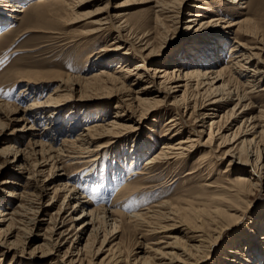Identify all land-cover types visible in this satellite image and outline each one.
I'll return each mask as SVG.
<instances>
[{"label": "bare ground", "instance_id": "obj_1", "mask_svg": "<svg viewBox=\"0 0 264 264\" xmlns=\"http://www.w3.org/2000/svg\"><path fill=\"white\" fill-rule=\"evenodd\" d=\"M118 1L119 0H37L35 6L36 10H34L32 14H29L27 19H22L20 13L25 11L23 9V3L14 0H0V25L6 19L10 18L13 21H21L23 25H25L28 20H34V22L40 23V26H50L53 25L54 21L57 19L63 20L64 15L68 13L74 16L72 18H76L77 15L79 16L82 14V12L79 13L78 11L85 8L87 5L102 4L101 7H96L94 10L83 14L85 15L84 18L90 19L88 21L89 25H92V28L85 32L86 34L88 32V35L89 33L106 30L110 32L112 28H118L114 20L117 19L119 15L112 12V10L118 11L120 7L127 4L128 0H122V2ZM145 1H154V6L160 13H168L172 11L173 8L186 5V2H184L186 0ZM209 1L210 0H193L191 4H187L188 9L185 14L187 19L184 22V28L189 33L184 39L188 38L187 40L189 41H197L196 37H200L209 43L206 45V42H204L200 49L194 48L193 50H188V53L182 57V63L175 57H168L169 60H166L162 65L149 66L145 58H150L153 56L152 54L155 53L154 48L149 49L150 42H144L142 44L143 46H140L138 50L134 49V46L132 47V45L129 44V49H132L134 55H137L141 59H139V61H130L126 57L128 51H121V58H108L111 52L120 51L124 48L121 46V44H124L122 43L124 40L122 41L120 39L121 33L118 31L119 28L116 31V36L113 37L117 39V41H112L110 46L108 45L109 47L100 48L97 53H95L97 56L93 61H96V64L101 67V69L96 72L90 73L92 68V63L90 62L89 65H86L89 68L84 71L83 75L61 76L47 73L35 74L31 72H20L15 76L17 82H23V86L21 85L22 87L19 90L21 97H25L37 90L41 93L49 82L56 81V85L51 91L46 93V95L29 101L24 106H12L0 99V141L4 139L7 140L6 143L0 147V156L2 157L0 171L2 170L1 164L9 162L18 170L15 176L19 178L23 177L25 179V185L27 184V186H31V188L35 187V200H39L46 195H49L51 200V195L59 191H64V198H68L67 201L75 200V203L71 206L72 213L77 207H80L82 212L70 217V230H74V234L72 236L69 235L70 238L72 237L70 244L62 254H60V248H63V242L69 241L70 238H66L70 231H67L69 228L63 229L66 225V220L60 217L58 215L59 212H57V216L49 217L51 225L47 227V229L50 233L47 237H44L45 242L34 246L30 250V252L36 253L33 255L34 257H25L24 255L29 252L25 251V249L28 248L24 245L30 242L32 237L34 238V236H37V234L32 231V227H36L38 220L36 218L35 221L33 217L31 218L32 227L29 228L28 233H26L27 235L24 237L23 246L21 248H17L18 244L16 242L9 241L8 235H14H12V228H14V225L17 222L19 223L20 219L26 214V212L24 213L25 209L23 210L22 204L17 206L19 210L15 208L14 211L10 213H5L4 210H2L4 205L13 202V200H18L19 196H21L20 194L17 195L9 191L7 197L0 200V260L2 256L12 253L11 258L19 256L22 260H20L21 262H28V264H36V261L42 263L41 260H49L46 264H85L83 262L84 256H88L89 254V256L93 257L88 259L86 264H119L121 259L118 256H111L113 255L112 251L117 248L116 244H112L109 247L110 254L107 253V255L101 258L97 263L93 262V259L97 258V255L102 250V244L108 241V236L110 237L109 233L111 232H101L99 221H101V223L104 221L106 224L107 221H110L108 225H110L112 232L118 228L116 220L117 209L113 208L118 204L116 198H114L109 205L88 210L87 208L92 206V202L82 200L86 198L85 195L80 194L77 196L79 191L75 186L68 183L69 180L61 182L60 184H55L52 187H49V183L46 182L50 181L52 178H58V180H62L64 177L69 178L70 174L61 172L64 165L74 163L91 165L93 162H96L103 148L115 145L122 139V131L124 129L127 130V127H129V125L123 124L122 121L140 122L146 119L147 115L157 110L158 107L166 104L173 106L175 110L168 115L167 121L164 124L163 133H161L159 137H156L157 139L154 140V143L150 144H146V142H152V137L143 138L145 141H141L142 139L138 140L139 138L137 139V137H135L134 141L137 139V144L135 143V147L129 149L130 152L128 154L132 160L130 161L134 163L137 162L142 155H145L151 146L158 143L159 149L143 162L140 170H132L126 175L125 181L127 182L124 186V190H122V188L119 190L120 194L118 197H121L123 194L127 195L129 191L139 186V184H145L147 181L145 175H147V178L155 176L154 169L156 166L164 165L167 168L170 165L177 164V166L180 167L181 164H184V162L190 159L198 150L200 151H198L199 153L195 160L194 170L195 168L199 169L205 166L211 168L215 165L216 160L224 159L225 156L230 159L228 165L240 167L237 168V176L234 179H226L224 183L216 184L215 188L220 190L221 193L215 197H210V201H207V204H204V206L202 205V212L204 214L206 212L207 215L213 216L211 222L216 221V219H221L223 216L234 218L235 215H233V213L235 212V207L240 204L239 201L247 199L252 195L255 188L263 186L264 164L260 160L258 152L261 146L258 137L260 138L259 135L264 134V131H262L263 128L260 130L259 134L255 131V128H259L260 122L246 130L248 132L249 130H253L248 133L252 138L246 140L247 138L244 137L245 141L238 142L240 139L238 137L240 126H237L232 134L223 133L229 130L232 125L230 123L223 126L222 131H220L221 127L218 128V123L223 114L219 116L218 112L220 103H228L236 100V103L231 108L232 112H230V116L236 120L243 116L242 114L245 110L254 107L256 99L264 103V84H260V82H262L261 80H264V38L259 34L256 26L251 24V21L247 19L236 22H225L223 19L214 18L204 21V19L207 18L206 15L213 11L208 5ZM218 1H227L231 4L244 3V0ZM51 3L52 5L56 4L60 7L44 10V7L51 5ZM252 4L253 2L250 5ZM250 5H248V7H250ZM176 13H178V10ZM171 17L176 16L171 15ZM221 22L225 23L220 27V29L225 31L224 33L219 31L212 33L211 36L208 33L197 35L200 30L208 31L209 28ZM26 31L32 30L25 27L22 33ZM192 31L193 33H191ZM220 34H225V40H227L228 35H236V38L232 41L234 45L229 43L232 47L226 61L222 58V52L226 46V44L224 45V41H207ZM239 37H245L246 41H240ZM191 44L196 47V43ZM205 45L207 46L206 48ZM141 49L147 50V52L145 54H139ZM95 54H92V52L88 54L85 62H89V57L95 56ZM112 63L116 64V66L113 71L109 72L106 68L113 65ZM32 82H43L44 85L40 86ZM76 94L77 98L75 97ZM162 94L163 96H161ZM197 98H199L198 100H200V102ZM168 100L169 103H166ZM102 101L103 103H101ZM91 102L95 103L94 105H96L95 109L97 111L101 110L100 113H96L99 115H97L99 119L81 126L80 131L74 133L77 128L78 117L75 111H73V108L78 106V104H84L83 106L87 108L90 106L89 104ZM239 106L241 110L237 113L238 115H236L234 109ZM261 106L263 107V105ZM189 109L188 116L192 117V123L195 124V128H191L188 125L189 129H187L183 128V121L186 115L184 113H187ZM129 112L137 113L138 118L133 119V116ZM258 112L259 115L251 117L252 120L259 121L258 119H263L264 108ZM164 115L165 113L162 117ZM218 116L219 119L215 120ZM198 122L200 123L199 125H197ZM243 122H245V119L241 121L240 125H242ZM137 127L138 129L141 128L140 125ZM214 128H216V131H214ZM64 129L70 133L60 142L59 136L63 133ZM206 130H208L207 133ZM246 131L241 130V133H243L242 136L247 135ZM204 134H207V138L201 141ZM256 134H258V137ZM12 137H15L16 140L9 141ZM26 137L28 142L26 146L22 148V144L19 140H23ZM104 138L106 141L100 143V140H104ZM213 138L220 139L222 144L225 143L226 146L228 145L229 148L226 151L223 150L222 156L214 155L213 152H216V149H208V144H211ZM56 144H59V146L54 147ZM138 146H142L144 149L141 151L138 149ZM206 147L207 150L204 149ZM139 150L141 152H138ZM252 156H254L253 159H251ZM247 167H249V170H243ZM119 169L121 168L119 167ZM46 171L47 175L43 176ZM196 171L197 170L188 172L186 175L194 174ZM228 171L230 170L226 168L219 173ZM88 173L86 175H88ZM113 174L116 178L118 177V168H115ZM41 177L43 178L41 179ZM88 177L89 176H87V178ZM40 179L41 184L38 185ZM129 179L131 180L128 182ZM31 181L34 184H32ZM2 183H13L18 185L14 180H4ZM204 185L212 186L209 183ZM137 189L140 190L139 188ZM129 194L131 195L132 193H128V195ZM160 204L157 205L161 206ZM157 205L153 207L152 205L144 206V208L137 212L127 215V218L134 223L132 224L135 225V228L136 226H141V228H146L145 231L149 233L160 234V232L163 233V231L167 232L169 230H174L177 225L175 226L172 224L170 226L167 224V226L154 222L156 221L155 218L158 216V213L162 214L160 213L161 211L157 212L158 210H154V207L157 208ZM3 208L6 209L9 207L5 206ZM60 210L59 208V211ZM100 213H103V215L101 214L102 216H99ZM150 213L152 214L150 215ZM165 217H168V215ZM161 219L163 221L164 218ZM165 219L168 220V218ZM261 224V226H255L256 221H253V226L248 228L245 233L239 232L238 237L241 236L243 239L240 237L241 239L239 240L237 237L235 241H237V244L246 243L241 246H235L233 238L229 244L227 243L224 248L221 249V253L211 264H260L258 260H262L264 256V221L261 222ZM5 225L6 229H2ZM201 228L202 226L200 227L199 225L189 228V232L187 231L190 233H187L189 236L184 233L186 235L185 237H187V241L193 242H190L191 244L181 237L164 236L162 238H167L169 241L163 242L162 240H157L156 243H153L157 245L164 243L162 247H157L153 250L149 248V251L141 247V253H144V251V254H147L146 252H152L153 255L151 254V256L153 258L150 256H139L136 252L134 260L138 264H201V262H204L209 257L202 256L195 261L193 259V252H199L203 247V243L207 240L206 232ZM100 233H102V236H100L102 238L100 240V245L96 247L93 243L95 241L98 242V235ZM85 234H87L86 238L84 237ZM112 234H115V232ZM146 248L147 247H145V249ZM116 250H114V252ZM190 260L193 262H189Z\"/></svg>", "mask_w": 264, "mask_h": 264}, {"label": "rangeland", "instance_id": "obj_2", "mask_svg": "<svg viewBox=\"0 0 264 264\" xmlns=\"http://www.w3.org/2000/svg\"><path fill=\"white\" fill-rule=\"evenodd\" d=\"M14 1L23 3L22 5L24 6L23 9L25 11L23 13H20V17L22 19H27L29 14H32V12L36 10L35 6L37 0ZM118 2H122V0H119ZM153 2L154 1L128 0L127 4L120 7L118 11L112 10V12L119 15L118 18L114 20V22L115 25L118 26L117 29L120 28L118 31L119 33H121L120 39L122 41L124 40L122 42L124 44H121V46L124 48L120 51L111 52L108 55V58H121V51H128L126 57L130 61H139L140 58L137 55H134V51L132 49H129V44L132 45V47L134 46V49L138 50L140 49V46H143L142 44L144 42H150L149 49L154 48L155 53H153V56H151L150 58H145L146 62L148 61L149 66L162 65L166 60H169L168 57H175L180 60V63H182V57L183 55L188 53V50H193L194 48L200 49L202 44L206 42L200 37H196L197 41H189L187 40L188 38L184 39V37L189 33L184 28V22L187 19V16L185 15L188 9L187 4H191L193 0L184 1L186 2V5L180 6L179 8H173L175 11L172 9V11H169L168 13H160V11H158V9L154 6ZM252 2L253 4L250 5ZM208 5L213 11L209 12L206 15L207 18H205L204 21L212 20L214 18L223 19L225 22H236L239 20L247 19L251 21V24L256 26L259 34H261V36H263L264 38V0H244L243 4H231L227 1L219 2L218 0H210L208 2ZM248 5H250V7H248ZM101 6L102 4H90L89 6L87 5L85 8L78 11L79 13L82 12V14H80L79 16L77 15L76 18H72L74 16L69 15L68 13L67 15H64L63 20L57 19L54 21L53 25L50 26H40V23L34 22V20H28L25 25H23L19 20L13 21L10 18L6 19L7 21L5 20L4 22H2V24L0 25V99L12 106H24L29 101L38 99L41 96L46 95V93L51 91L56 85V81L49 82L47 83L48 85L46 84L47 87H44L41 93H39V91L37 90L33 91L25 97H21V94H19V90L23 86V82H17L15 79V76L20 72H31L35 74L47 73L50 75L57 74L61 76L83 75L84 71L89 68L86 65H89L90 62L92 63L90 73L96 72L101 69V67L96 64V61H93V59H95V57L97 56L95 53H97L100 48L106 47L108 45L110 46L112 41H117V39L113 38L117 34V29L112 28L110 32L106 30L102 32L89 33L88 35V32L86 34L85 31H88L90 28H92V25H89L88 21L90 19L84 18L85 15H83L84 13H87L88 11L90 12L96 7L98 8ZM59 7L60 6L56 4L52 5L51 3V5H48L47 7L45 6L44 10ZM177 10L178 13H176ZM171 15L176 17H171ZM224 24V22L215 24L214 26L209 28L208 31L200 30L197 35L208 33L211 36L212 33L219 31L224 33L225 31L223 29H220L221 25L223 26ZM25 27H28L32 31H26L22 33ZM193 31L191 33H193ZM224 37L225 34H220L207 41H224V45L226 44V46L224 48V51L222 52V58L226 61L232 47L229 43L233 44L232 41L234 38H236V35H228L227 40H225ZM239 40L246 41L245 37H239ZM191 43H196V47H194V45ZM208 43L209 42H206V45H208ZM206 45L205 48L207 47ZM91 52L92 54H95V56H90V61L85 62L86 57ZM146 52L147 50L141 49L139 54H145ZM115 66L116 64H113L111 66H108L106 69L111 72L113 71V69H115ZM261 81L262 82H260V84L263 85L264 80ZM32 83H37L40 86L44 85L43 82ZM161 96H163V94ZM75 97L77 98V94L75 95ZM198 99L199 98H197V100ZM256 100L254 103V107L245 110V112L242 114L243 116L237 118L236 120L233 119L232 116H230V112H232L231 108L236 103V100L228 103H220L218 114L219 116L223 114L218 123V128L221 127L220 131H222L223 126L231 123V128L223 133L232 134L237 126H240V133L238 135L240 139L238 140V142L245 141L244 137L247 138L246 140L252 138V136L248 135V133L252 132L253 130H249V132L246 130L250 129L249 127H252L254 124L260 122L259 128H255V131L258 134L260 130H262V128V131H264V127H262L264 126V117H262V120L261 118L258 119L259 121L251 119V117L259 115L258 111L264 108V103H261L258 99ZM198 101L200 102V100ZM101 103H103V101ZM166 103H169V100ZM94 104L95 103L91 102L89 104L90 106L87 108L83 106L84 104H78V106H75L73 108V111H75L78 117L76 126L77 128L75 129L74 133L79 132L81 126L92 123L99 119V115L96 113H100L101 110L97 111L95 109L96 105ZM261 105H263V107ZM174 110L175 108L173 106L166 104L158 107L157 110L147 115L146 119L140 122L138 121L135 123V121H122L123 124L129 125V127H127V130L124 129L122 131V139L119 140V142H117L115 145L103 148L101 153L98 155L96 162H93L91 165H82L79 163L64 165L61 172L70 174L69 178L64 177L62 180H58V178H52L50 181L46 182L49 183V187H52L55 184H60L61 182L69 180L68 183L75 186V188L79 191L77 196H79L80 194L85 195L86 198H83L82 200H88L92 202V206L88 207V210L95 207L109 205L114 198H116V200L118 201V204L113 207L114 209H117L116 220L118 228L117 230H114L112 232L110 225H108L110 221H107V224L104 223V221L103 223L99 221L100 229L102 230L101 232H111L109 233L110 237L107 234L108 241L102 244V250L97 255V258L93 259V262L97 263L101 258L106 256L107 253L110 254L109 247L112 244H116L117 248H115L114 250H117L115 252L113 250V255L111 256H118L121 259V262L119 264H138L134 260V256L136 254L144 257H152L151 254L153 255L152 252H146L147 254H144V251V253H141V247L144 248V250H148L149 248L153 250L157 247H162L164 243L158 245L153 243H156L157 240H162L163 242L169 241V239L167 238H162L168 235L181 237L183 238V240L187 241V237H185L186 235L184 233L187 234L189 232V228L199 225L200 227L202 226L201 229L206 232L207 240L203 243V247L199 252H193V259L195 261L202 256H209L204 262H201V264H211L219 256V254L221 253V249H223L227 243L229 244V242L233 238L234 241L236 240L239 232L245 233L248 228H251L253 226V221H256L255 226L262 225L261 222L264 221V183L262 187L255 188L252 195H250L247 199L239 201L240 204L235 207V212L233 211V215H235L234 218L223 216L221 219H216V221L211 222L213 216L207 215L206 212L205 214L202 212L204 204H207V201H210V197H215L216 195H219L221 193L220 190L215 188V185L218 183H224L226 179H234L237 176V168L240 167H237L235 165H228L230 159L229 157L225 156L224 159L216 160L215 165H213V167L211 168H207L206 166L199 169L195 168V170L197 171L194 174L192 173L190 175H186L188 172L195 171V160L199 153L198 151L200 150L196 151L194 155L190 157V159H188L186 162H184V164H181L180 167H178L177 164L170 165L167 168L164 165L156 166V168L154 169L155 173L153 172L154 175L156 174L155 176L147 178V175H145L147 180L145 184H139V186H136V188L134 187L133 190L128 192L132 193L131 195H128L127 193V195L123 194L121 195V197H118L120 194L119 190L121 188L122 190H124V186L127 182L125 181L127 177L126 175H128L132 170H140L143 162L159 149V144L157 143L156 145L151 146L149 151L146 152L145 155H142L141 158L134 163L131 162L132 160L128 154L130 152L129 149L135 147L134 144L137 142L138 138V140L142 139L141 141H145L143 140V138L152 137V142L149 141L146 142V144L154 143V140L157 139L156 137H159L161 133H163L164 124L167 121L168 115L173 113ZM240 110V106L234 109L236 115H238L237 113H239ZM189 111L190 109L187 111V113H184L186 115L184 116L183 121V128L187 129H189L188 125L191 128H195V124L192 123V117L188 116ZM164 113L165 115L162 117ZM130 114L133 116V119L138 118L137 113ZM219 116L215 120H218ZM244 119L245 122L240 125L241 121ZM260 120L263 122H261ZM199 124L200 123L198 122L197 125ZM139 125L141 128L138 129L137 126ZM148 128L150 129V131ZM241 130L246 131L247 135L242 136L243 133H241ZM207 131L208 130H206V133ZM214 131H216V128H214ZM69 133L70 132H67L64 129L63 133L59 136L60 142L61 140L66 138ZM258 134H256L257 137ZM259 136L260 138L258 137V139H260L261 146L258 152L260 155V160L264 164V134H260ZM135 137H137V139L134 141ZM206 138L207 134H204L201 138V141H204ZM216 138H213L211 144H208V149H216V152H213L214 155L222 156L223 152L226 151L229 147L228 145L226 146L225 143L222 144L221 140ZM15 140L16 138L12 137L9 141ZM6 141V139L0 141V147L3 146ZM19 141L22 144V148H24L28 142L27 137ZM105 141L106 140L104 138V140H100V143ZM57 146H59V144L54 145V147ZM138 149L142 151L144 147L138 146ZM204 149L207 150V147ZM140 150L138 152H141ZM253 158L254 156L251 157V159ZM1 161L2 157L0 156V163ZM1 167L0 200L5 199L4 197H7L9 191H12L14 194L21 195L19 196L18 200H13V202H9V204L6 203L7 205H4L3 207L8 206L9 208L5 209L2 207V210H4L5 213H10L14 211L15 208L16 210H19L17 206L22 204L23 210L25 209L24 213L26 212V214H24V217L20 219V222H17L14 225V228H12V235H14H8L9 241L16 242L18 244L17 248H21L23 246L24 237L27 235L26 233H28L29 228L32 227L31 218L33 217L35 221L36 218L38 220V224L36 225V227H32V231H34L37 236H34V238L32 237V240L24 245L28 248L25 249V251L29 252L24 255L25 257H34L33 255H35L36 253L30 252V250L34 246L43 244L45 242L44 237H47L50 233L47 229V227L51 225V223L49 222V217L57 216V212H59L58 215L60 217H63L66 220V225L63 227V229L69 228L67 231L70 232L67 235L66 239L70 238V236L74 234V230H70V217L82 212L81 208L77 207L76 210L72 213L71 206L75 203V200L67 201L68 198H64V191H59L56 194L51 195V200L49 198V195L41 197L39 200H35V187L31 188V186H27V184L25 185V179L23 177L19 178L18 176H15V173H17L18 171L16 167H13L9 162L1 164ZM119 167L121 169H119ZM115 168H118L117 178L113 174ZM226 168L230 171L219 173ZM120 170L122 171V173ZM243 170H249V167ZM87 173L88 175H86ZM45 175H47V171L43 176ZM173 175L175 178L173 177ZM87 176L89 177L87 178ZM42 178L43 177H41V179ZM41 179L38 182V185L41 184ZM4 180H14L18 183V185L13 183H2V181ZM130 180L131 179H129L128 182ZM208 183L212 186L204 185ZM32 184L34 183L32 182ZM137 188H139L140 190H138ZM157 204H160L161 206H158ZM148 205H152V207L157 205V208L154 207V210H158L157 212L161 211L160 213H162H158V216L155 218L156 221L154 222L161 225L168 224L170 226L173 224L175 226L177 225V227L174 228V230H169L167 232L163 231V233L160 232V234L146 232V228H141V226H136L135 228V225H133L134 223L128 220L127 215L137 212L138 210L144 208V206L146 207ZM59 208L61 209L60 211ZM101 214L103 215V213H100L99 216H102ZM151 214L152 213H150V215ZM166 215H168V217H165ZM161 218H164L163 221ZM165 218H168V220ZM3 228L6 229V225L3 226L2 229ZM114 232L115 234H112ZM188 234L187 236H189ZM86 236L87 234L84 235L85 238ZM100 236H102V233L98 235V242L95 241L93 243V245H95L96 247L100 245V240L102 238ZM240 237L241 236L238 237L239 240L241 238L243 239V237ZM71 238L69 239V241L63 242V248H60V254H62V252L67 249L70 244ZM187 242L189 244L193 243L192 241ZM234 243L235 246H241L246 242L237 244V241H235ZM145 247L147 248L145 249ZM11 257L12 253L7 254L6 256H2L0 264H28V262H21L22 260L19 258V256H15L13 258ZM92 257L93 256H89V254L88 256H84L83 262L86 264L87 260L91 259ZM262 258V260H258V263L264 264V256ZM41 261L42 263L36 261V264H46L49 260ZM189 262L193 261L190 260Z\"/></svg>", "mask_w": 264, "mask_h": 264}]
</instances>
